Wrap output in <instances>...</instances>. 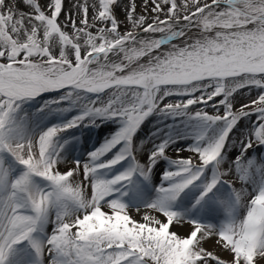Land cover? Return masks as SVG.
Instances as JSON below:
<instances>
[{
    "label": "snow or ice",
    "instance_id": "1",
    "mask_svg": "<svg viewBox=\"0 0 264 264\" xmlns=\"http://www.w3.org/2000/svg\"><path fill=\"white\" fill-rule=\"evenodd\" d=\"M0 264H264V0H0Z\"/></svg>",
    "mask_w": 264,
    "mask_h": 264
},
{
    "label": "rangeland",
    "instance_id": "2",
    "mask_svg": "<svg viewBox=\"0 0 264 264\" xmlns=\"http://www.w3.org/2000/svg\"><path fill=\"white\" fill-rule=\"evenodd\" d=\"M209 103H211V102H209ZM100 138H102V136H99V137L98 136H94L93 137V140L90 142V145L89 146H91L92 143H96L97 140L100 139Z\"/></svg>",
    "mask_w": 264,
    "mask_h": 264
}]
</instances>
